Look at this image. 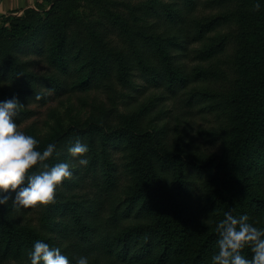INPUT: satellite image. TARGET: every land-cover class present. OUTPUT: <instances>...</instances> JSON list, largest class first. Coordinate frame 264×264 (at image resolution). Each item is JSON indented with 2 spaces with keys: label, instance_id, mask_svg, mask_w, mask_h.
Masks as SVG:
<instances>
[{
  "label": "trees",
  "instance_id": "trees-1",
  "mask_svg": "<svg viewBox=\"0 0 264 264\" xmlns=\"http://www.w3.org/2000/svg\"><path fill=\"white\" fill-rule=\"evenodd\" d=\"M41 1L49 6L0 16V101L15 96L24 105L17 125L51 92L120 89L134 98L140 76L167 98L224 117L227 147L204 162L184 158L170 150L167 128L147 126L163 111L131 100L109 130L96 124L46 135L30 124L24 133L37 150L56 145L49 166L67 162L73 176L41 207L40 226L23 222L11 200L0 205V264H31L36 241L60 248L70 264L81 256L89 264H212L226 212L264 230V0ZM231 47L233 64L218 70L214 62ZM33 55L47 62L45 72L34 69ZM77 140L89 151L73 158ZM82 158L88 165L76 168ZM242 255L252 257L248 248Z\"/></svg>",
  "mask_w": 264,
  "mask_h": 264
},
{
  "label": "rangeland",
  "instance_id": "rangeland-1",
  "mask_svg": "<svg viewBox=\"0 0 264 264\" xmlns=\"http://www.w3.org/2000/svg\"><path fill=\"white\" fill-rule=\"evenodd\" d=\"M200 10L202 13L211 12L206 5H202ZM213 12L216 13L217 10ZM33 57L38 60L35 61L37 65L34 69L40 73L45 72L47 62L41 59V56L33 55ZM234 57L235 47H231L214 64L218 70L226 71L233 64ZM186 62L190 67L195 64L194 61ZM135 82L136 90L133 92L134 98L131 99L123 97L120 89L108 92L92 90L87 93L61 97L51 92L52 96L47 102H35L30 105L34 111L33 115L24 123L19 124L18 128L24 132V129L31 124L46 135L76 127L88 128L96 124L103 127L109 124L111 126L106 129L109 130L121 123L118 114L128 112L130 106L124 101L131 100L127 103L155 104V111H163L158 117L155 116L152 123H148L147 126L150 129L154 125L168 129V143L171 151L199 162H204V159L210 157L219 158L224 154L227 147L225 133L229 128V123L224 117L217 113H203L199 108H189L182 96L167 98L164 90L149 84L140 76L135 78ZM221 86L222 83L218 82L211 89L217 91ZM115 155L118 164L123 168L122 151L116 150ZM75 166L80 168L77 160ZM127 183L128 180H125L124 184ZM22 210L23 222L40 226L43 214L41 207L37 210L24 208ZM13 263L16 261L13 260Z\"/></svg>",
  "mask_w": 264,
  "mask_h": 264
},
{
  "label": "clouds",
  "instance_id": "clouds-1",
  "mask_svg": "<svg viewBox=\"0 0 264 264\" xmlns=\"http://www.w3.org/2000/svg\"><path fill=\"white\" fill-rule=\"evenodd\" d=\"M254 9L258 11L260 4L256 3ZM23 107L15 96L0 101V205L7 206L11 200L16 208L37 210L55 203L58 187L71 179L73 172L67 162L54 166L47 163L54 153L59 155L55 144L49 143L39 151L38 140L19 130L15 117ZM88 151V145L79 140L69 148L73 158L83 157ZM88 163V159L78 160L80 166ZM216 232L218 251L212 256V264H264V230L249 223L248 215L235 217L226 212ZM246 248L252 253L251 259L242 255ZM29 257L31 264H70L60 248L41 241L35 242ZM76 264H89L88 258L81 256Z\"/></svg>",
  "mask_w": 264,
  "mask_h": 264
},
{
  "label": "crops",
  "instance_id": "crops-1",
  "mask_svg": "<svg viewBox=\"0 0 264 264\" xmlns=\"http://www.w3.org/2000/svg\"><path fill=\"white\" fill-rule=\"evenodd\" d=\"M39 0H0V16L6 15L11 10L20 9L22 11L25 8L34 7H48L49 3L47 1Z\"/></svg>",
  "mask_w": 264,
  "mask_h": 264
},
{
  "label": "built area",
  "instance_id": "built-area-1",
  "mask_svg": "<svg viewBox=\"0 0 264 264\" xmlns=\"http://www.w3.org/2000/svg\"><path fill=\"white\" fill-rule=\"evenodd\" d=\"M23 13V11H19L16 13V15H21Z\"/></svg>",
  "mask_w": 264,
  "mask_h": 264
}]
</instances>
